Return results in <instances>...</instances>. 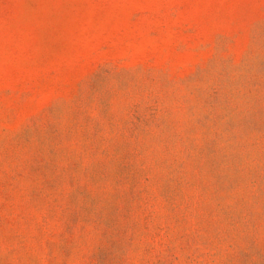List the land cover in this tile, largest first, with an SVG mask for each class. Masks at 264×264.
Returning a JSON list of instances; mask_svg holds the SVG:
<instances>
[{
  "label": "rangeland",
  "instance_id": "374dc122",
  "mask_svg": "<svg viewBox=\"0 0 264 264\" xmlns=\"http://www.w3.org/2000/svg\"><path fill=\"white\" fill-rule=\"evenodd\" d=\"M0 264H264V0H0Z\"/></svg>",
  "mask_w": 264,
  "mask_h": 264
}]
</instances>
